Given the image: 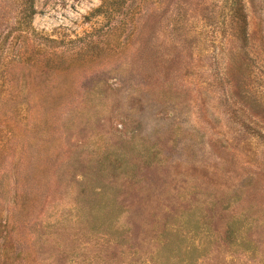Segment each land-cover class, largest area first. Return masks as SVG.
Segmentation results:
<instances>
[{
    "label": "rangeland",
    "instance_id": "1",
    "mask_svg": "<svg viewBox=\"0 0 264 264\" xmlns=\"http://www.w3.org/2000/svg\"><path fill=\"white\" fill-rule=\"evenodd\" d=\"M103 1L0 0V264H264V0Z\"/></svg>",
    "mask_w": 264,
    "mask_h": 264
},
{
    "label": "trees",
    "instance_id": "2",
    "mask_svg": "<svg viewBox=\"0 0 264 264\" xmlns=\"http://www.w3.org/2000/svg\"><path fill=\"white\" fill-rule=\"evenodd\" d=\"M106 1H103L102 5H106ZM229 2L230 5L235 6L232 7L231 21L236 22L239 31L240 50L251 49V37L248 32V20L244 0H229Z\"/></svg>",
    "mask_w": 264,
    "mask_h": 264
}]
</instances>
